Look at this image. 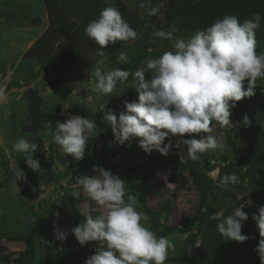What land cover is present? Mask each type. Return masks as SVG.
Instances as JSON below:
<instances>
[{
    "label": "rangeland",
    "instance_id": "1",
    "mask_svg": "<svg viewBox=\"0 0 264 264\" xmlns=\"http://www.w3.org/2000/svg\"><path fill=\"white\" fill-rule=\"evenodd\" d=\"M53 1L56 0H0V86L5 87L7 94V100L0 103V264H84L98 245L89 242L81 246L71 229L84 219L81 213L85 206H97L75 177L95 175L93 168L103 166L127 182L126 195L135 196L137 210L145 213L140 191L147 166L167 161H173L174 165L151 174L148 182L147 203L157 214L150 217L145 213L151 229L173 244L166 264H260L256 248L261 237L252 216L258 215V209L264 206V135L254 130L251 123L248 127L242 124L245 114L240 112L241 108L236 104L232 109L230 128L217 124L213 129L212 134L225 144L222 161L203 158L190 169L179 161L183 153L175 147L165 156L156 150L146 154L138 146L139 138L124 145L115 142L103 118L109 111L117 118L126 112L131 81L118 83L111 96L93 90L92 71L98 60L104 59V71L119 68L131 74L134 67L143 66V61L174 51L173 41L158 40L153 44L154 31H169L174 26V38L187 39L198 31L191 24L190 15L198 16L209 10L228 15L234 1L147 0L152 6L161 2L164 5L158 15L149 16L139 7L145 0H115L121 13L133 17L134 24H129L140 35L134 41H121L113 49L110 44L104 50L106 59L95 55L99 46L84 31L108 6L104 0H60L69 9L86 7L88 14L84 19L72 17L70 24L79 30L75 34L79 41L59 53L53 40L59 36L61 27L52 26L48 10ZM241 1L243 10L264 9V0ZM59 19L55 15L54 21ZM46 30L49 32L41 39L43 43L39 42ZM259 31L255 34L256 51L264 53V28ZM121 52L128 57L125 64L118 62ZM144 78L150 80L151 73L145 72ZM256 83V94L252 97L264 100V79ZM244 86L246 89L247 82ZM138 95L135 90V102ZM70 114L87 117L97 124L95 136L90 138L86 155L80 161L65 155L56 143L51 145L52 116L56 115L58 125ZM256 115L264 128V111ZM203 135L186 134L184 138L199 139ZM20 138L39 145L33 159L40 162V171L29 169L23 154L13 150ZM178 139V135L172 137L173 144ZM16 167L25 173V179L15 178ZM233 173L239 179L238 184L230 185L228 190L217 186L220 178ZM200 186L207 190L205 214L189 230H184L182 220L194 214L202 200ZM71 199L74 205L70 204ZM237 207H244L248 214L242 224V234L248 239L243 243L226 239L217 229L223 216L227 212L232 214ZM99 214V209L93 213ZM51 221L61 224L60 231L66 239L56 241L48 228ZM30 226L34 228L35 250L24 258L20 252L25 244L19 237L26 236ZM171 226L167 231L166 227ZM163 231L166 233L161 235Z\"/></svg>",
    "mask_w": 264,
    "mask_h": 264
},
{
    "label": "clouds",
    "instance_id": "2",
    "mask_svg": "<svg viewBox=\"0 0 264 264\" xmlns=\"http://www.w3.org/2000/svg\"><path fill=\"white\" fill-rule=\"evenodd\" d=\"M104 2L108 6L87 24L84 31L99 46L95 55L106 59L104 50L110 44L134 41L140 34L123 19L115 0ZM139 7L145 9L147 15L155 16L164 5L161 2L152 6L145 0ZM261 19L259 13L243 22L235 15H225L187 39L174 38V26L169 31H154L151 42L173 41L174 51H165L158 58L143 61V67L135 73L138 102L125 101L126 112L118 118L111 111L104 116L103 121L111 128L115 142L124 145L132 138H139L138 146L146 154L156 150L165 156L175 147L183 153L182 161L200 160L210 151L223 152L225 144L212 134L215 125L230 128L236 102L254 96L257 80L264 79V53H257L255 38ZM127 60V55L121 52L118 62L125 64ZM104 62V59L98 60L92 71L93 90L111 96L117 84L126 82L130 73L119 68L104 71ZM145 72L151 73L148 81L144 78ZM6 100L5 87L0 86V103ZM242 124L250 126L246 115ZM96 127L94 120L70 114L65 122L57 125L52 141L65 155L80 161L86 155L90 138L95 136ZM201 133L205 135L199 139L184 138L186 134ZM177 135L180 139L173 144L172 137ZM38 148V144L24 138L13 145V150L23 154L33 172L41 169L40 162L33 159ZM93 172L96 174L75 177L88 199L97 206H85L81 213L84 219L71 229L81 246L89 242L98 245L95 254L84 264H166L173 244L151 229L147 223L149 217L137 210L136 197L126 195L127 182L103 166H95ZM13 175L16 179L26 178L17 167ZM13 182L16 184L15 180ZM238 182L233 173L220 178L217 186L228 190L230 185L235 186ZM98 209L100 214L93 215ZM243 209L237 207L227 216L219 214L223 219L217 229L226 239L240 243L248 239L242 234V224L248 219ZM252 218L257 221L261 237L256 252L260 264H264V206ZM54 234L58 240L66 239L65 233L58 228L54 227Z\"/></svg>",
    "mask_w": 264,
    "mask_h": 264
},
{
    "label": "trees",
    "instance_id": "3",
    "mask_svg": "<svg viewBox=\"0 0 264 264\" xmlns=\"http://www.w3.org/2000/svg\"><path fill=\"white\" fill-rule=\"evenodd\" d=\"M228 1H234V3L232 4L233 10L229 11L228 15L231 14V15L237 16L240 22H243L245 19H250L254 13H259L262 19H261L260 27L256 30V34L260 33L259 30L264 28V9H258L256 12H255L256 8H252L251 10L247 8L243 10L244 6L242 5L243 2L241 0H228ZM189 7H192V6L190 5ZM48 10H49L50 21L52 23V26L55 25V26L61 27L59 36L57 37V39L53 40V46H56V44H58V47L56 48L57 53H59L61 49L66 50L68 46L71 47L70 45L72 44L74 45L78 43L79 37L75 36V34L76 33L78 34L77 31L79 30L73 29V26H72L73 24L72 23L70 24V21L72 20V17H75L76 19L86 18L88 14L87 8L86 7H82V8L76 7V8L69 9L66 5L61 4L60 0H56V1H53V4L48 5ZM121 14H122L123 19H125L128 23L131 22L132 24H134L133 17H128V15L125 12ZM55 15L60 17L58 22L54 21ZM225 15L226 14H223L221 12H212V10H209L204 13H198V16L190 15V22L193 26H195L197 30H201L208 26H211L217 19H221ZM186 16L187 18H189L188 14H186ZM48 32L49 30H46L44 32L42 37L39 39V42L43 43V40L41 41V39H43L44 36L48 34ZM262 34L264 35V33ZM120 42L121 41H118L116 44H111L110 48L113 49L117 47V45ZM49 60L52 63L51 57L49 58ZM140 67L142 68L143 66L139 64L136 67H134V69L132 70L128 78V80L132 82V86L130 87L129 93H128V102H135L134 93H135V90H136L135 88L137 85V77H135L134 74L136 72V69ZM257 98L258 97L244 98L241 101L236 102V104L238 105L239 108H241L239 109L240 112L244 113L245 115L247 114V117L251 123L252 128L264 135V128L259 122L260 120L259 117L256 115L260 110L264 111V100H261L260 98L257 99ZM51 122H52V133H54L55 128L57 127L56 115L52 116ZM52 144H53V141H52V136H51V145ZM203 158L215 159L220 163L222 159L224 158V155H223V152H217V151L211 152L210 151L207 154H205L201 159ZM179 161L188 165L191 169L194 167V165L198 163L199 160L192 161L190 159H187V160L182 161L179 158ZM173 165H174L173 161H167L162 164H149L147 166L148 170L144 178L143 184L141 186L140 192H141L142 210L150 217H154L157 214V212H152L147 203L149 178L151 174L156 173L158 170L166 169L168 168V166L172 167ZM200 192H201L200 196L202 200L197 206L195 213L184 217V219L182 220L181 225L184 230H189L192 227V225L199 222V220L205 214V212H203V207L205 204V198L207 196V190L205 189L204 186H200ZM70 204L74 205V201L72 199L70 200ZM229 213L230 212H227L228 215H230ZM60 226L61 224H55L54 221H51L50 225H48V228L54 234V227L60 230ZM171 229H172V226L166 227L167 231ZM165 233L166 231H163L161 235H164ZM19 238L23 240L25 244V249L20 252V256L21 257L24 256L25 258V257H30L31 255H33L34 250H35L34 228L30 226L28 228L27 235L21 236ZM55 239H56V236H55ZM56 241L58 242L59 240L56 239Z\"/></svg>",
    "mask_w": 264,
    "mask_h": 264
}]
</instances>
